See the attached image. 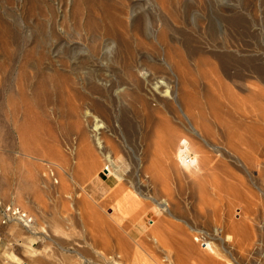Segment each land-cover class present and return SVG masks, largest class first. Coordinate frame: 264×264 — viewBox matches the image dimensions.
I'll return each mask as SVG.
<instances>
[{
  "label": "rangeland",
  "instance_id": "rangeland-1",
  "mask_svg": "<svg viewBox=\"0 0 264 264\" xmlns=\"http://www.w3.org/2000/svg\"><path fill=\"white\" fill-rule=\"evenodd\" d=\"M180 1L171 0L170 2V0H165V2L161 1V3H159L158 0H0V185L2 187L0 189V197L4 200L17 202L32 213L36 219V224L31 231L25 229L20 224H11L9 231L11 238L0 242V264H24L25 262L29 264H138L139 261V264H242V261H238L235 256L231 257V255L224 250L226 245L229 249L232 247L234 251L237 250L238 254L244 253V264L245 262L250 263L253 260H257L260 257L257 253L262 250L264 252V192L261 188L264 187V185H261L263 184L264 174H262V172H264V169L262 170L260 167L255 166L257 169H252V174H254V176L252 175L250 177L231 166L235 172L237 171L240 177H242V181L238 180L239 186L237 185L234 192H228L229 197L226 196V192L222 194L221 192L218 194V192L217 194L219 196L221 195V197H218L217 194L213 195L212 193L206 192L210 194L209 196L205 195L208 196L209 199L204 196L205 202L204 199L201 200L204 202L203 203L200 201L202 198H199L200 194L198 190L197 192L195 191V195L188 190H191V188L185 186L184 183L182 184L184 188L181 190L182 186L179 181L177 182L179 185L177 183L175 184L178 186L176 189L174 187L172 191L173 195H171V186H162L163 178L152 176L154 173L152 174L150 169L145 168L146 164H149L147 166L150 167V162L148 161L149 163L147 162L144 165L141 164L142 160L144 161L143 158H145L144 153L146 150V146L142 145L145 143V130L143 128L146 126L140 111H138L139 113L137 112V110L141 109V106L131 104L130 98L123 96V94L121 95V93H117L116 95L122 97L118 96L120 98H116L115 90H118L120 87L118 82L122 83L120 76L122 75L121 78H123V75H125V72L122 73V71H125L128 61L129 64L133 61L134 58L132 57H135L134 61L138 58L136 63L142 58L147 64L152 60L160 61L163 59V51H161L160 45L154 41L153 36L155 31L157 32L163 28V26H161L163 23L158 20H162L163 18L162 21L164 22V15L171 18L165 19L167 23L170 22V26L176 29V33L172 34L174 39L177 36V40L184 41L183 38L187 37L190 40L189 43H194L192 45L197 48V45H200L199 47L207 50L206 52L209 50L211 54H229L233 59L235 56H238L237 58H239L240 62L235 57L236 59H234L230 65H232V69H237L235 68L237 66L240 69L239 72L242 71V67H239L242 65V57L253 61L252 64L256 68L258 67L261 70L264 68V0H227L228 2H225L226 0H183L185 3H188L187 7L189 5L188 9H190L191 15L199 11V14L202 13L207 17L209 16L211 19L214 18L215 20L213 19V22L216 21L217 23L214 22L213 25L215 24L216 26L219 24L218 22L223 23V20L220 21L221 18L223 19V16H225V20L227 17H236L238 15L236 23H234L232 28L233 31H231L233 35L232 41L227 43L229 46L224 45L222 48L224 43H222V37H219L221 39L217 38L216 40V44L219 46L218 49L215 48L216 50H214L213 46L215 43L208 40L205 41L203 35L200 33L201 30L199 28L197 29L191 20L185 22L179 17V9L182 8L184 3ZM163 4L166 5L169 12L164 9L165 7ZM170 6L174 7L176 11ZM170 8L174 12H172V15L170 13L172 11ZM222 11L224 15H222ZM128 12L135 14L134 16L136 18H134L136 22L134 27L132 23H130L131 21L128 20L129 18H127L129 16ZM107 13L109 14L108 17L105 15ZM158 14H160V16ZM111 15L115 17V20H113ZM116 15L119 16L116 17ZM151 16L154 18H151ZM216 16H218L217 18L219 21L216 19ZM219 16L221 18H219ZM124 17L126 18L123 19ZM98 18L101 21H99ZM173 18V21L176 20L174 23L172 22ZM110 19L111 21L113 20L112 24L116 23V21L117 23L111 25L109 22ZM117 19H122L123 22L126 21L123 25L128 23L124 26L125 28L123 27L124 29L120 28L123 34H125V44L123 45L124 53L119 56L120 58H116V53L111 50H107L105 53L104 50L107 48L104 45V39L101 38L105 37L109 30L113 31V28L121 23L122 20H120L119 23ZM149 19L150 22H148ZM152 20H154V22H152ZM105 21H107V23L109 22L108 25L104 23ZM175 23L177 27L174 25ZM130 27L133 28L130 29ZM193 27H195V29H193ZM98 30L99 33L97 32ZM133 33L136 35H133ZM210 42L214 43L213 45L211 44L212 47L209 45ZM99 43H102V47ZM96 45L98 47H96ZM177 45L181 46L179 42H176V46ZM124 46H126V48H124ZM99 47L100 49L103 48L101 50L99 49L100 51L103 50L101 54L100 51L96 50ZM89 49H95L97 53ZM125 53L128 56L127 58L125 57ZM76 56L82 61L75 59ZM106 58L111 62L105 60ZM210 58L206 57V60L208 59L207 62L215 60ZM85 59L86 61L88 60V63L85 62ZM74 61H77V63ZM105 61L108 62L109 65H107ZM120 61L127 63L123 64ZM213 61H210V63L205 61L206 64H202L203 62H201L203 67L199 68L200 70L206 69H204L206 74L205 78L212 74L209 76H212L210 79L209 77L206 78V80L202 78L204 77L203 75H205L202 74L204 71L201 72L197 70V77L196 74L190 73V77L193 75V79L191 78V80L197 82L202 81V84L198 82L200 85L196 82L197 92H199V89H201V87L203 88V86L205 89H207L206 87L208 86L212 87V85L215 87L216 81H214V79H217V74L216 76H213V74L220 72V70L216 65L218 61ZM236 62L238 63L236 64ZM120 63L124 68L119 66ZM81 64L83 65L82 67ZM78 65H80V69ZM205 65L211 68V71L208 67H205ZM231 67L229 66L230 69ZM118 68H121L120 72H118ZM216 68L218 69L216 70ZM46 69L47 71L49 70L48 73H44V71L47 72ZM207 69L212 73H206V71H208ZM238 70L234 71L238 72ZM88 71H93V74ZM100 71L101 73H99ZM94 72L96 75L98 73V75L96 76ZM200 72L201 75L199 74ZM117 73L119 75L122 74L119 76ZM193 73H195V71H193ZM33 76H36V78ZM167 76L170 77V75ZM96 77H100L99 79L101 80L104 79L97 83L99 80H96ZM198 77L202 79L199 80ZM257 77L258 75L253 74L250 84L253 85V89H263L261 91H264V79L260 76V79ZM85 78L87 79L84 82ZM208 80H212V85ZM223 80L226 81L227 79L225 78ZM37 81H40V91H31L29 88H33L32 83H34V85L36 83L38 84ZM106 81H110L109 83H113L112 85L114 86ZM102 82L109 84V88L103 87L105 85H103ZM76 83L80 85L78 86ZM205 83H210L211 86L208 84L205 85ZM228 83L229 81L223 83L222 85L225 89L224 87L222 89H227V92H230L231 88L234 89L235 87H230L232 85H228ZM81 86L85 87L82 88ZM87 86L91 92H94L93 96L91 92H88L89 89L85 92ZM213 87L212 91L209 90L212 93L215 91ZM100 88L104 93H98L100 92ZM215 88L217 90V87ZM92 89L94 90L92 91ZM256 90L253 91L255 92ZM76 91L78 95L80 91V95H83L84 92L85 94L83 96L86 95V97L92 100L95 99L96 102L99 100L103 104L105 102V105H108L110 108L112 107L111 109L113 111L111 110V113H115V120L117 123L114 132L107 129L106 120L100 117L99 121L100 125H102V127L104 126L102 130L106 131V136L108 140H110L111 146L114 147L115 145V147L119 149V151L118 149L116 151L118 157L123 160L125 159L124 162L126 166L124 168L125 171L123 170V176L126 175V178L130 176L127 178V180L130 179L129 181L124 180V177V182L121 181L119 184L109 185V178L99 169V167H102L100 165L96 170L97 174H101L103 177L99 175L96 178L95 176L92 177L93 173L96 172L95 170H92L93 173L91 170L90 172L88 170L85 171L86 174L82 172L86 170L87 164L85 160L87 158L85 156H88V154L85 152L87 154L85 155L81 152L83 155L80 156L78 149L77 153L73 151L74 153L72 154L71 147L73 143H76L77 138V131L71 130L76 129L74 124L75 121L78 123L81 119L80 114L82 111L80 112L78 107L83 109V111L84 106L86 107V105H81L82 103L79 99L77 102L79 96L76 94ZM234 91H236V89H234ZM237 92L240 96L243 95L239 91ZM256 93H258V91L254 94ZM258 94H260V91ZM262 94L264 95V92ZM26 95H28L27 99H25ZM100 95H103V100L101 98L99 99ZM197 96L203 99L201 93ZM20 97L22 99H20ZM260 97H262V99L264 98L261 94ZM254 101L249 102V105H255L259 102L255 101L254 104ZM128 104L133 107L131 108ZM74 106L75 109H77L75 111ZM115 110H117V112ZM119 112L123 113L120 114ZM118 114L120 116H118ZM124 115L127 116V119ZM136 115L140 118H136ZM131 117L132 119H129ZM118 119L120 122H127L128 124L125 123L123 127V124H121ZM70 122H74L73 125H70ZM118 122L121 125H119ZM141 122H143V124ZM126 124L128 126V128L126 126L127 129L125 128ZM67 126L69 127L66 128ZM64 129L65 132H63ZM120 130L123 131L121 132ZM128 130H131L133 133L129 131L131 133L129 134ZM136 131L139 133H136ZM68 132H71L72 135ZM241 133L243 136L245 135V131L243 132V130H241ZM127 134H129L130 137ZM135 135L142 138L140 139ZM247 135L248 133H246L245 137L249 140L250 137ZM141 140L144 141L142 142ZM244 148H246V146H244ZM247 148L251 153H254V151L250 149V146ZM118 152H120V155ZM151 157H153V155L148 159L152 160L153 158L151 159ZM260 157L263 159H259ZM259 158L258 160L264 161L263 156H259ZM137 160L140 162L136 165V163H138ZM87 161L89 160L87 159ZM140 164L141 166L139 167ZM48 165L53 167V178L48 170ZM252 167L254 168V165ZM262 167L264 168V166ZM146 170H149L148 173L152 174L150 175L152 179L155 177V179L161 181V183L156 181L157 184L150 178V183L152 185L154 183L152 186L153 189L151 188L149 193V196L152 198L143 199L141 198L142 196L137 195L136 186L141 175L143 177L145 173L149 176ZM163 171L164 173L161 171L162 175L166 176L165 174L168 175V173L171 175L169 170H167L168 173L165 172L166 170ZM153 172L155 171L153 170ZM82 173L84 175L81 178ZM139 173L141 174L140 176H138ZM169 175L167 176L168 179L170 178ZM77 176L78 179L80 178V181H78ZM84 176L92 178L86 179ZM132 176L134 178L135 176L137 177L133 179ZM83 178L87 181L86 184H84L85 181ZM143 180L146 179L143 178ZM97 181L101 182L104 186L102 187L103 189L95 192L94 184ZM82 182L85 190L79 189L81 187L78 186L75 188L77 184H82ZM121 183H124V185L122 186ZM116 185L118 188H120L119 186L121 185L122 188H120V190L123 192L119 189L118 191ZM78 190L80 193H78ZM177 190H180L179 193L181 194H179ZM75 191H77V193ZM113 191L115 193L118 192V194H110L113 193ZM192 192L194 191L192 190ZM260 192H263V195H261ZM174 193H177L176 195L180 199H177ZM78 194H80V196H78ZM81 194L83 196L85 195L86 202L83 200V203H81L82 198L84 199ZM72 195H75L73 197L77 199L73 198V200ZM112 195L114 196L112 197ZM171 196L174 201L171 199ZM160 197H162L161 202L163 199H167L170 203L181 201V203H183V212L186 214L185 216L182 213L184 217L181 216L185 222L176 221L174 218L171 219V217L168 218L155 200H160ZM104 198L107 199H105L107 202L103 201ZM77 201H79V204H76ZM102 201L103 205H100ZM95 202L100 204L97 205ZM122 202L125 203L127 209L125 208L124 211H119L118 208L121 206ZM80 203L83 206L81 207L84 209V218L80 217L79 212H81V207L79 206V210L76 208L77 205H81ZM91 203L94 204L92 205ZM84 213L82 214L84 215ZM111 213L118 218H122V221L119 222L120 224L115 223L112 216L110 217ZM98 216H100V218ZM241 228L243 231L246 230V232L242 234L239 231ZM199 231H203L206 234L208 238L206 245L210 243L211 247L208 246V248H203L195 241L194 236L196 232ZM154 238L158 239V241L154 242ZM222 241H225V246H222ZM260 247L261 249H259ZM137 255L140 257L138 262L136 260ZM262 264H264V261Z\"/></svg>",
  "mask_w": 264,
  "mask_h": 264
},
{
  "label": "bare ground",
  "instance_id": "bare-ground-1",
  "mask_svg": "<svg viewBox=\"0 0 264 264\" xmlns=\"http://www.w3.org/2000/svg\"><path fill=\"white\" fill-rule=\"evenodd\" d=\"M158 1H159V3H161V1L162 2H165V0H161V1L158 0ZM182 1H180V2H182ZM238 1H241V0H238ZM170 2H171V0H170ZM225 2H228V1L226 0ZM170 4H172V3H170ZM187 4H188L187 2L186 3L184 2L183 5H182V8L179 9V12L177 10V12L179 13L178 14L179 17L183 21H185V22L188 21V20H191V22L193 23V25L195 27H197V29L199 28L201 30L200 33H201V35H203V38L205 39V41L208 40V41H211V42H214L215 43V44L214 43H211V42H210V44L208 43L210 46H211V44L212 45L214 44L213 45L214 46V50H216L215 48L218 49V47H219L218 44H216L217 38L222 37L223 42L222 41L221 42L224 43L223 46H222V48L224 47V45H228L227 43H229V42L232 41V36L233 35L231 34V31H233L232 28H233L234 23H236V20H237V16L238 15L236 17H234V16L227 17V15H226L227 18L225 20H224V17L225 16H223V19L219 16V18H221L220 21L223 20V23L222 22H218L219 24H217V26H216L215 24L213 25L214 22L217 23L216 21L213 22V19H214L213 17H212L213 19H211L209 16L207 17V16H205L202 13L199 14L198 13L199 11L197 12L198 14L194 12L191 15L190 14V11H189L190 9H188L189 5L187 7ZM239 4H240V2H239ZM158 7H159V5H158ZM161 7H162V5H161ZM164 7H165L164 9L168 10L167 12H169V9L166 8V5H164ZM171 8H173V10L176 11V9L174 7H171ZM173 10L170 12L171 15H172ZM225 10H226V8H225ZM132 12L131 13L128 12L129 13L128 14L129 16L127 15L128 17L127 16L126 17L129 18L128 20L131 21L130 23H132V26L134 27L135 26V22H136L135 21L136 20L135 19L136 17L134 16L135 14L132 13ZM116 13H117V11H116ZM126 13H127V11H126ZM191 13H192V11H191ZM165 14H168V13H165ZM105 15H107L106 17H108L109 14L107 13ZM148 15H149V13H148ZM158 15L160 16V14H158ZM163 15H164V13H163ZM222 15H224V12L222 13ZM230 15H232V14H230ZM117 16H119V15H116V17ZM153 16H155V15H153ZM126 17H124L123 19H125ZM144 17H145V14H144ZM148 17H150V16H148ZM163 17L170 18L169 16L166 17L165 15ZM217 17L218 16H216V19L219 21V19ZM114 18L115 17H113V20H115ZM151 18H154V17L151 16ZM165 18H164V20L166 22L165 21L164 22L162 21L163 18H162V20H158L159 22H162L163 23V25H161V26H163V28L160 29V30H158L157 32L156 31L155 32L153 31L154 32V36L152 35L154 41L157 44L160 45V47L162 49L161 51H163V54H164L163 59L160 60V61H158V60L157 61L152 60V61H149V63L147 64L145 61L142 60V58H141L140 61H137V63H136V60L138 58L134 61L135 57H132L134 59H133V61L131 60L132 62H130V64H129V61H128V63L126 62L127 63L126 66L127 67L125 68V71L124 70L123 71L121 70L122 73L125 72V75H123V78H121V76H122L121 74L122 73L120 74L121 76L117 73L120 76V79H122V83L121 82H118L119 85H120V87L118 88V90L117 89L115 90L116 91L115 95L117 93H119V94L121 93V95L123 94V96L130 98V100H131L130 102H132L131 104L137 105V106L138 105L141 106V109L140 110H137V112L140 111L141 116H143V119H144V122H145V126H146L145 127L146 129L143 128L145 130V135H144L145 136L144 137L145 143L142 144V145L146 146V150H145V153H144L145 154V158L142 157L144 159V161L142 160L141 164L144 165L145 163H147L149 161L150 162V167L147 166L149 164H146V167L145 168L146 169H150V172L152 174L154 173L153 175L152 174H149L148 173L149 170H146V172L149 174V176H147L144 173L145 176L143 174V177L139 173L138 176H140V175L141 176L139 177V180H138L139 182L137 183V186H136V188H137L136 191L138 192L137 195L142 196L141 198H143V199H145V198H152V197L149 196V193H150V190H151L152 186L154 185V183H153V185L150 183L151 182L150 178L152 179V176H155L157 178H163V185L161 184L162 186H164V187L165 186H168V185L171 186V188H172V190L170 188L171 195H173L172 191L174 190V187L176 189V187L179 185L177 183L179 181L181 186L184 183L185 186L191 188V190L188 189L189 191H191V193H194L195 194V191L197 192V190H198V192L200 194V197L199 198H202V199H200V201L204 199V202H205V197H208L210 195V194H207L206 192L212 193L213 195L214 194H217L218 192H219L218 194H220V192H221V194L223 192H226V196H228V194H229L228 192L229 191L234 192L235 189H236V187H237V185L239 186V184H238L239 181L240 180L242 181V177H240V175L237 173V171L235 172V170L233 169V167H235L236 169H238L241 172L245 173L246 176L249 175L250 177L252 175L254 176V174H252V169H255L256 167H260V169H262V170L264 169L262 167V166H264V161L263 160H258L259 156H263L264 157V102H263V99L264 98L262 99V97H260V94L262 96H264L262 94L264 91H261L263 89H261V90L253 89L252 88L253 85L250 84L252 82L250 80L252 79L253 74H256V75H258V77L260 76V77H262L264 79V72H263V69L264 68L262 70L259 69L258 67L256 68L252 64L253 61H251L250 59H246V58L242 57L243 58V59H241L242 65L239 66V67H242L241 68L242 71L239 72L240 69L237 66L236 67L233 66V67L237 68V69H234L233 68L234 70H238L239 69L238 72L237 71H234L232 69V67H231L232 65H230V64H232V61L234 59H236L238 56H235L236 58L234 57V59H233L232 56L229 55V54H219V55L211 54V52H209V50H208V52H206L207 50H204L203 48L199 47L200 45H197V43H196V45L198 46V48L196 46L192 45L194 43H189L190 40L187 37H184L183 38L184 41L177 40V38H176L177 36L174 39V37H173L172 34L176 33V29L174 27L170 26V24H169L170 22L167 23V20ZM145 19H146V17H145ZM117 20H119V19H117ZM120 20H122V19H120ZM120 20H119V23H120ZM173 20H174V18L172 19V22L174 23L176 20L175 21H173ZM99 21H101V20L99 19ZM112 21H111V19L109 21L111 25H114V24L117 23V21H116V23H113L112 24ZM145 21H148V20H145ZM156 21H157V18H156ZM148 22H150V19H149ZM152 22H154V20H152ZM159 22H156V23H159ZM104 23L106 24L107 21H105ZM108 23H107V25H108ZM123 23H126V21L123 22V20H122L119 25L117 24L116 27L113 28L114 29L113 31H110V30L108 31L107 30L108 33H106V35L104 34L105 37H101L100 36L101 38L104 39L103 40L104 41V45L107 48L106 50H104L105 53H106L107 50H111L112 52H115L116 53V58L119 57L120 55H122V53H124L123 52V45L125 44L124 43V41H125L124 35L125 34H123V32L121 31V29L124 26H126L128 23L126 25L125 24L123 25ZM181 24H182V22H181ZM102 25H104V24H102ZM174 25H176V23ZM144 26H147V25H144ZM100 27H102V26H100ZM133 27H130V29H132ZM176 27H177V25H176ZM195 27H193V29H195ZM104 28H103V30H104ZM127 28H126V30H127ZM96 29H97V27H96ZM123 31H125V30H123ZM145 31H146V29H145ZM97 32L99 33V30ZM98 35H101V34H98ZM102 35H103V33H102ZM133 35H136V34L133 33ZM219 39H221V38H219ZM176 42H179L181 46H179V45L176 46ZM153 44H154V42H153ZM96 47H98V46L96 45ZM101 47H102V45H101ZM92 48H94V47H92ZM124 48H126V46H124ZM99 49H100V47L98 49H96V50L100 51L103 48H101L100 50ZM92 50H90V51H92ZM93 51H95V49ZM102 51H100V54H101ZM126 51H127V49H126ZM212 52H213V50H212ZM95 53H97V51H95ZM245 54H246V52H245ZM125 55H126V53H125ZM125 55H123V56H125ZM108 56H110V55H108ZM125 57L127 58L128 56L126 55ZM206 57H208V58L211 57L212 59H215V60L218 61V62H216V65L219 67L220 72H218L219 71L218 70V71H216L218 73H214V71L212 70L213 73H214L213 76H216V74H217V79H214V81H216L215 82V87H217V90H216L215 87H213L214 85H212V83H211L212 80H210V81L208 80L211 83V85L213 87V90L215 89V91H214L215 94L212 93V92H210V91H212V87H209V86L206 87L207 89H205L204 86H203V88L200 86L201 89H199V92H197V90H196L197 89V83L199 81L197 82V81L191 80V78L193 79V77H192L193 75L192 74H196V77H197V75H198L197 72H196L197 70H199L201 72L204 71L202 74H205V70L206 69L204 68L205 70L204 69L200 70L199 68L203 67L202 64H206V62L208 61V59L206 60ZM72 58H74V57H72ZM95 58H93V59H95ZM75 59H78L79 60V58L77 56H76ZM86 59H87V57H86ZM86 59H85V62L88 61V60L86 61ZM203 59H205V60H203ZM237 59L240 62L239 58H237ZM105 60H107V58ZM119 60H121V59H119ZM129 60H130V57H129ZM79 61H82V60H79ZM83 61H84V59H83ZM107 61H110V60H107ZM191 61H194V62H191ZM210 61L212 62L213 60H210ZM210 61L207 62V63H210ZM74 62L77 63V61H74ZM120 62L123 63V61H120ZM201 62H203V63L201 64ZM237 63L238 62H236V64ZM102 64H104V63H102ZM106 64L109 65L108 62H106ZM79 66L80 65H78V68L80 69L83 65L81 64V67H79ZM119 66H122L121 63H120ZM229 66L231 67V69L229 68ZM75 67H76V65H75ZM122 67L124 68V66H122ZM205 67H208V66L205 65ZM72 69H74V68H72ZM118 69H117V71H118ZM120 69H119L118 72H120ZM217 69L218 68H216V70ZM209 70L211 71V68H209ZM209 70L206 71V73L207 72L208 73H212ZM231 70H233L234 72L231 71ZM46 71H47V69H46ZM48 71L47 72L44 71V73H48ZM193 71H195V73H193ZM88 72H91V71H88ZM201 72L199 73L200 75H201ZM99 73H101V71ZM190 73H192L191 74L192 75L191 77H190ZM166 74L167 75H170V77L167 76ZM45 75H47V74H45ZM95 75H96V73H95ZM97 75H98V73H97ZM164 75H166V76H164ZM207 75H209V74H207ZM210 75H212V74H210ZM48 76H52V75H48ZM203 76L204 77H202V78L204 79L205 76H206V74L203 75ZM209 76H207L206 78H208ZM33 77L36 78V76H33ZM44 77H46V76H44ZM211 77H209V79ZM260 77H259V79H260ZM87 78L84 79V82H85V80ZM99 78L96 77V80L97 79L99 80V81H97V83H99L100 81H102L104 79L103 78L101 80ZM117 78H119V77H117ZM202 78H199V80L202 79ZM206 78H205V80H206ZM213 78H216V77H213ZM225 78L227 79L226 80L227 82L229 81V83H231V84L228 83V85H232L230 87H233V88L235 87L234 89H236V91H234V89H232V88H231L230 92H227V89L224 90L225 87L222 84L223 83H226V81L223 80ZM23 79H24V77H23ZM23 79H22V81H23ZM38 79H40V78H38ZM194 79H195V76H194ZM62 80H61V82H62ZM105 80H104V82H105ZM196 80H197V78H196ZM208 81H206V82H208ZM39 82H38V84L36 83L35 85H34V83H32L33 84L32 87L34 89L33 88H29V89H31V91H38L41 88V85L39 84ZM82 82H83V80H82ZM104 82H102V84L105 85L103 87H108V85L110 84L109 83L110 81H106L109 84H107V83L105 84ZM201 82H199V83H201ZM210 83H205V85H207V84L210 85ZM87 84H88V82H87ZM112 84H110V85H112ZM91 85H92V83H91ZM93 86L96 87L95 85H93ZM112 86H114V85H112ZM83 87H85V86H83ZM111 87H110V89H111ZM223 87H224V89H222ZM82 88H81V90H82ZM209 88H211V89H209ZM88 89L89 88L87 86V88L85 89V92H87ZM218 89H219V92H218ZM72 90H73V88H72ZM93 90L94 89H92V91ZM222 90H224V91H222ZM253 90L258 91V93L260 91V94H258V93L254 94L256 91L254 92ZM43 91H45V90H43ZM95 91H96V89H95ZM99 91L100 92H98V93H104V92H102L103 90H101V88H100ZM237 91H239L243 95L240 96V94ZM80 92H79V95H78V92L76 91V94L79 96L77 98V102H78V99H79L81 101V103H82L81 105H83V106L86 105V107L87 106L88 107L86 108L84 106V111H83V109H81V108L78 107L79 111L80 112L82 111L81 114L79 112L80 118H81V119L79 118L80 121L79 122L77 121L78 123H76V121H75V123L74 122H70V125H73V123H74L75 124V128H76L75 130H71V131H75V132L77 131L76 143L75 144L73 143L72 146H71L72 147V154L74 152L77 153V149L79 150V155L80 156L83 155L81 152H83L85 155L88 154V156H85L84 155L89 161H87V159L85 158L86 159L85 160V163L87 165H86V170H83L82 171L83 173L85 171H87V170L89 172H90V170H91V172H92V170H95L96 172H94V173L92 172L93 173V176L92 177L95 176V178H96L98 175L100 177H103L101 174H97L96 168L98 169V166L100 165L102 167H99V169L102 170V173L105 174L109 178V180H108L109 185L119 184L121 181L124 182L123 179L126 176V175L123 176V170H124V168L126 166V164L124 162L125 159L123 160L122 158L118 157L117 152H116L118 148H116L115 145H114V147L111 146L112 144L109 142L110 140H108V137L106 136V131H103L102 130L104 126L102 127V125H100V121H99V118L100 117L102 119L106 120L105 122H107L106 123L107 129L110 130L111 132H114V129H116L115 126L117 124L116 123V120H115L116 119V115H115V113H111V110H112L111 108L112 107L110 108L108 105H105L106 104L105 102H104V104L102 102H100L99 100H97V102H96V100L94 98L93 99L95 101L92 100L89 97H86V95L83 96L85 94L84 92H83V95H80ZM88 92H91L90 89H89ZM91 93H92V96H93L94 95L93 94L94 92H91ZM91 93H90V95H91ZM197 93L198 94L201 93V95L203 96V99H201L200 97H198L197 96L198 95ZM257 94H258V98H257ZM49 95H50V93H49ZM21 96H25V95H21ZM27 96L28 95H26V98L25 99H27ZM102 96L100 95L99 99L100 98L102 99ZM118 96H120V95H118ZM118 96L116 98L122 97V96H120V97H118ZM46 97H47V95H46ZM20 99H22V98L20 97ZM23 99H24V97H23ZM28 100H26V101H28ZM254 100L255 101H259V102L255 104V101ZM105 101H106V99H105ZM253 101H254V104L255 105H249L250 104L249 102H253ZM113 103H115V102H113ZM124 104H126V103H124ZM129 106H131V105H129ZM20 107H22V106H20ZM80 107H82V106H80ZM132 107L133 106H131V108ZM70 108H72V107H70ZM134 109H133V111H134ZM70 110H73V109H70ZM75 110H77V109H75V106H74V111ZM74 111H72V112H74ZM115 111L117 112V110H115ZM133 111H131V112H133ZM119 113L121 114L123 112H119ZM74 114H76V113H74ZM118 116H120V115L118 114ZM124 117L126 118L127 116L124 115ZM136 118H140V117L137 116ZM129 119H132V117L129 118ZM118 121L120 122L119 119H118ZM119 122H118V124L119 125L123 124V127H124V124L127 123V122H125V123L124 122L123 123L120 122L121 123L120 124ZM132 123H130V124H132ZM141 123L143 124V122H141ZM127 124L125 125V128H126ZM68 127L69 126H67L66 128H68ZM141 127H142V125H141ZM127 128H128V126H127ZM65 129L63 130V132H65ZM117 129H119V128H117ZM134 129H132V130H134ZM123 130H125V129H123ZM241 130H243V132L245 131V135H246V133H248L247 136L250 137L251 140H250V138L248 140L245 137V135L243 136V134L241 133ZM126 131H124V132H126ZM129 131L132 132L131 130H128V132ZM138 131H136V133ZM130 132H129V134H131ZM69 134L72 135L71 132ZM129 134H127V135H129ZM135 136H137V135H135ZM129 137H130V135H129ZM137 137H139V136H137ZM139 138L141 139L142 137H139ZM127 139H129V138H127ZM244 146H246V148H244ZM248 146H250V149H252L254 151V153H251L249 151V149L247 148ZM114 148H116V149H114ZM140 149H142V148H140ZM118 151H119V149H118ZM85 152H87V154ZM118 153L120 155V152H118ZM141 153H143V152H141ZM151 155H153V157H151V159L152 158L153 159L152 160H149L148 158ZM142 156H143V154H142ZM259 159H263V158L260 157ZM137 162L138 163H136V165L139 164L140 161L137 160ZM141 164L139 165V167L141 166ZM136 165H134V166H136ZM253 165H254V168L252 167ZM231 166H233V167H231ZM137 168H136V171H137ZM151 169H153L155 172H153V170H151ZM163 170H166L165 171L166 173H168L167 170H169V172L171 173V175H169V173H168V175L170 176L169 179L167 177L168 176L167 174H165L166 176L162 175L161 171L164 173ZM16 173H18V172H16ZM83 173L81 174L82 176L79 175V176H81V178L83 177L84 174H86V172L84 174ZM142 173H143V171H142ZM262 174H264V172H262ZM90 175H91V173H90ZM150 175H152V176H150ZM259 175H260V171H259ZM129 177L130 176H127V178H129ZM136 177L137 176H135V178ZM155 177H154V179H155ZM164 177H166L167 180ZM84 178L87 179L88 177L87 176H84ZM84 178H83V180L85 181L84 184H86L87 181ZM91 178L89 177L88 179H91ZM127 178L125 177L124 180H127ZM135 178L133 177V179H135ZM143 178H145L146 180H143ZM77 179H78V176H77ZM79 179H78V181H80ZM154 179H152V180L155 181V182L157 181L158 183L159 182L161 183V181H158L157 179L154 180ZM16 180L18 181L19 179H16ZM129 180H127V181H129ZM127 181H125V182H127ZM75 182H77V181H75ZM176 183L178 185H175ZM129 184H130V182H129ZM14 185H16V184H14ZM123 185H124V183L122 184V186ZM126 185H127V183H126ZM184 185L181 187V190L184 188ZM261 185H264V178H263V184H261ZM77 186L78 187H81L79 189L85 190L84 185H83V182H82V184L81 183L79 185L77 184L75 188H77ZM86 186H88V185H86ZM103 186L104 185H102L101 182H99V181L95 182V184H94L95 192L96 191L98 192L101 189H103L102 188ZM122 186L120 185L119 187L122 188ZM1 188L2 187L0 185V189ZM120 188H118V186H117V190L118 189L120 190ZM261 188H262V190L264 192V187H261ZM105 189H107V188H105ZM163 189H165V188H163ZM192 190L194 192H192ZM179 191L177 190L178 193H179ZM75 192L77 193V191H75ZM81 192H83V191H81ZM121 192H123V191H121ZM78 193H80V191ZM114 193L115 192L113 191V193H110V194H114ZM116 193L118 194V192H116ZM204 193H206V194H204ZM262 193H261V195H263ZM176 194L177 193H174V195L178 199L179 197ZM179 194H181V193H179ZM212 194H211V196H212ZM205 195H208V196H205ZM224 195H225V193H224ZM73 196H75V195H72V199L73 198H76V197H73ZM78 196H80V194H78ZM109 196H111V195H109ZM109 196H108V198H109ZM113 196L114 195H112V197ZM179 196H181V195H179ZM82 197H84V199L82 198V200H81L82 202L81 203H83V200L86 202L85 195L84 196L82 195ZM218 197H221V195L220 196L218 195ZM161 198L162 197H160V200H157V199H155V200L157 201V205L164 211V213L168 216V218L171 217V219L174 218L176 221L177 220L178 221H184V219L182 218V216L183 215L186 216V214L183 212V209H182V204L183 203H181V201L175 202V203L174 202L173 203H170L167 199L166 200L163 199L162 202H161ZM80 199H81V197H80ZM105 199L106 198H104V200L103 199L102 200L105 201V202H107L106 201L107 199L106 200ZM171 199H172V196H171ZM208 199H209V197H208ZM73 200H72V202H73ZM172 200L174 201V199H172ZM79 201H77L76 204H79ZM103 201L101 202V204L100 203L99 204L100 205H103ZM201 202H203V201H201ZM96 204L99 205L98 203H96ZM79 206L81 207L82 204L81 205H77L76 208H78V210L80 209ZM82 207H81V210H80L81 212H79V213H80V217H83L84 218L85 217V213H84V209ZM125 208L127 209L125 203L122 202V204H121V206H119L118 210L119 211H124ZM85 211H86V209H85ZM245 212H246V210H245ZM77 213H78V211H77ZM82 213H84V215ZM182 213H183V215H182ZM111 214H113V213H111ZM111 214H110V217L112 216V218L114 219L115 223L120 224L119 222L122 221V218L121 217L118 218V217L114 216V214L113 215H111ZM100 216H98V217L100 218ZM237 218H238V216H237ZM163 224H164V222H163ZM119 226H121V225H119ZM194 230H195V228H194ZM239 231L242 234L244 232H246V230L243 231L242 228L239 229ZM155 241L157 242L158 239L154 238V242ZM224 242L225 241H222V246H225V243ZM138 245H140V244H138ZM207 246L211 247V244L208 243ZM226 246L224 247L225 248L224 250L227 251V253L229 255H231V257H234L235 256L236 259H238V261H242V264H243V261H245L244 253L238 254L237 250L234 251V249H232V247H231V249H229ZM259 249H261V247ZM256 252H259V251H256ZM257 254L260 255V257L257 260H255V261L253 260L254 262L251 261L250 263L245 262L244 264H262L263 261H264V252H263V250L260 251ZM136 260H137V262L140 260L139 255L136 256ZM139 263H140V261L138 262V264Z\"/></svg>",
  "mask_w": 264,
  "mask_h": 264
},
{
  "label": "built area",
  "instance_id": "built-area-1",
  "mask_svg": "<svg viewBox=\"0 0 264 264\" xmlns=\"http://www.w3.org/2000/svg\"><path fill=\"white\" fill-rule=\"evenodd\" d=\"M48 170L53 178L54 173L52 172L53 167L51 165H48ZM0 222L5 225L17 223L27 230H32L36 224V219L32 213L17 202L4 200L0 197ZM194 239L201 247L208 248L206 245L208 238L203 231L196 232Z\"/></svg>",
  "mask_w": 264,
  "mask_h": 264
},
{
  "label": "crops",
  "instance_id": "crops-1",
  "mask_svg": "<svg viewBox=\"0 0 264 264\" xmlns=\"http://www.w3.org/2000/svg\"><path fill=\"white\" fill-rule=\"evenodd\" d=\"M10 227H11V224H6L5 225V224H2L0 222V242H2V240H6V239L11 238V235L9 233Z\"/></svg>",
  "mask_w": 264,
  "mask_h": 264
},
{
  "label": "water",
  "instance_id": "water-1",
  "mask_svg": "<svg viewBox=\"0 0 264 264\" xmlns=\"http://www.w3.org/2000/svg\"><path fill=\"white\" fill-rule=\"evenodd\" d=\"M24 264H28V263H24Z\"/></svg>",
  "mask_w": 264,
  "mask_h": 264
}]
</instances>
